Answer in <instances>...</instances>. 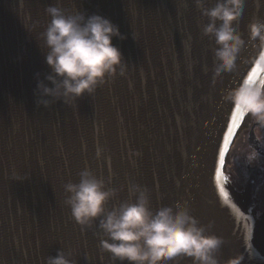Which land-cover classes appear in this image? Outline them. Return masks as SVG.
<instances>
[{"label": "water", "instance_id": "obj_1", "mask_svg": "<svg viewBox=\"0 0 264 264\" xmlns=\"http://www.w3.org/2000/svg\"><path fill=\"white\" fill-rule=\"evenodd\" d=\"M215 3L206 0L207 7ZM55 4L0 0V264H45L61 248L77 264H113L100 251L101 230L82 231L64 203V184L78 183L85 167L111 176L108 186L120 189L107 207L129 198L131 182L149 189L153 209L186 200L192 215L202 224L213 221L210 231L225 238L220 260L243 253L242 264H264L258 183L239 189L224 171L245 116L229 136L235 109L222 98L251 74L259 49L248 41L246 25L254 15L264 19V3L257 8L246 0L238 25L246 47L236 68L213 85L217 45L203 34L209 20L194 0H62L70 11L118 25L126 38L112 42L128 66L125 76L81 97L77 107L57 101L45 108L34 93L36 73L44 79L51 71L37 38L43 27H28L46 25L44 9ZM97 147L105 149L100 158Z\"/></svg>", "mask_w": 264, "mask_h": 264}, {"label": "clouds", "instance_id": "obj_2", "mask_svg": "<svg viewBox=\"0 0 264 264\" xmlns=\"http://www.w3.org/2000/svg\"><path fill=\"white\" fill-rule=\"evenodd\" d=\"M61 2L57 0V4L45 7V13L50 16L46 25L35 21L28 27L30 31L43 27L37 38L47 49L45 61L51 71L44 79H39L40 74L36 73L34 93L37 106L45 108L57 101L77 107L81 97L92 96L99 87L113 82L117 74L125 76L128 66L121 50L112 42L114 37L126 38L118 25L100 14L86 16L78 10L70 11L60 6ZM254 2L259 8L264 0ZM194 3L209 20L203 26V34L214 38L217 45L213 50L211 79L215 85L221 73H230L236 68L238 54L246 47L238 27L246 0H216L213 7H207L206 0H194ZM246 29L248 41L259 49L251 58L254 67L250 75L226 90L222 98L242 116L250 117L255 139L264 145V19L254 15ZM133 38L136 40L134 35ZM248 139L242 134L243 144H238L236 151L250 164L259 160V152ZM104 151L97 147L96 157L100 158ZM132 155L141 153L133 150ZM79 177L78 183L64 184V203L70 207L71 216L82 231L93 226L101 230L97 233L101 235L100 251L110 253L113 264L117 261L119 264H180L185 258H191V264H242L244 261L243 253L226 260L218 258L225 238L210 231L213 221L202 224L192 215L188 201L153 209L149 189L131 182L129 198L109 208V201L120 191L108 186L111 176L106 180L85 167ZM45 264H77V261L71 251L61 248L55 256H47Z\"/></svg>", "mask_w": 264, "mask_h": 264}, {"label": "flooded vegetation", "instance_id": "obj_3", "mask_svg": "<svg viewBox=\"0 0 264 264\" xmlns=\"http://www.w3.org/2000/svg\"><path fill=\"white\" fill-rule=\"evenodd\" d=\"M254 126L250 124V117H244L232 145L228 151L224 171L232 180L234 185L243 189L252 182L258 183L255 196V207L257 210L264 209V145H261L256 139L253 131ZM242 134L248 136V142L259 152V160L253 163H247L243 155L236 151L237 145L243 144Z\"/></svg>", "mask_w": 264, "mask_h": 264}, {"label": "snow or ice", "instance_id": "obj_4", "mask_svg": "<svg viewBox=\"0 0 264 264\" xmlns=\"http://www.w3.org/2000/svg\"><path fill=\"white\" fill-rule=\"evenodd\" d=\"M241 118H242V115L237 110H234V112L232 113V124H231V126L228 127L229 136H231L233 129L236 128V126H237V121L241 120ZM227 147H228V137H225L224 138V148L226 149ZM224 157H225V152L223 150H221L220 151L221 161L224 160ZM223 191H224V189L221 188V192H223Z\"/></svg>", "mask_w": 264, "mask_h": 264}]
</instances>
